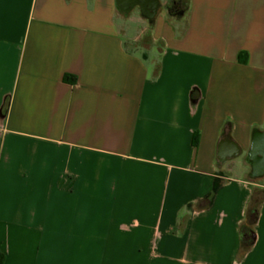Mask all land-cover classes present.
<instances>
[{
	"label": "crops",
	"instance_id": "0c3cea01",
	"mask_svg": "<svg viewBox=\"0 0 264 264\" xmlns=\"http://www.w3.org/2000/svg\"><path fill=\"white\" fill-rule=\"evenodd\" d=\"M149 1L0 0L4 264H264V0Z\"/></svg>",
	"mask_w": 264,
	"mask_h": 264
},
{
	"label": "trees",
	"instance_id": "16d2710c",
	"mask_svg": "<svg viewBox=\"0 0 264 264\" xmlns=\"http://www.w3.org/2000/svg\"><path fill=\"white\" fill-rule=\"evenodd\" d=\"M187 4V0L183 2L182 0H173L172 6L173 7H180ZM65 81H70L69 76H65ZM73 82L76 81V79L72 80ZM195 146L199 145V135L196 134L194 141ZM264 200V196H261L259 194H256L253 196V199L251 201L250 207L247 212V223L242 226L241 229V239L242 243L245 247H251L253 245L254 239H253V231H252V225L255 224V222L258 219L259 215V207L261 202ZM4 256L0 255V264H4Z\"/></svg>",
	"mask_w": 264,
	"mask_h": 264
},
{
	"label": "water",
	"instance_id": "95a60500",
	"mask_svg": "<svg viewBox=\"0 0 264 264\" xmlns=\"http://www.w3.org/2000/svg\"><path fill=\"white\" fill-rule=\"evenodd\" d=\"M145 1H149V0H145ZM152 1H154L158 5V0H152ZM226 147H230V144L227 141H222L220 144V149H219V158H220V161L222 164H225L229 160V158L225 155ZM253 150L255 153L261 155L264 159V131L258 133L254 137ZM231 154L232 155L229 156L230 159H233V158H236L237 156H239L238 151L232 150Z\"/></svg>",
	"mask_w": 264,
	"mask_h": 264
},
{
	"label": "rangeland",
	"instance_id": "374dc122",
	"mask_svg": "<svg viewBox=\"0 0 264 264\" xmlns=\"http://www.w3.org/2000/svg\"><path fill=\"white\" fill-rule=\"evenodd\" d=\"M161 2H165L166 0H160ZM183 2H185L186 0H182ZM144 27H147V25H144V23H131L129 25H126L125 26V30H126V33L128 35H135V34H140L141 33V30L142 28ZM150 33H145L144 36H143V43H146L147 40L149 39L150 36ZM143 46L142 44H139L138 46H134L133 49L135 50H138V52L140 54H144V51L141 49Z\"/></svg>",
	"mask_w": 264,
	"mask_h": 264
},
{
	"label": "flooded vegetation",
	"instance_id": "af4514ba",
	"mask_svg": "<svg viewBox=\"0 0 264 264\" xmlns=\"http://www.w3.org/2000/svg\"><path fill=\"white\" fill-rule=\"evenodd\" d=\"M138 1H141V2H143V3H146L145 5H146V9L148 10V11H153L152 9H153V3L151 4V2L150 1H146L145 2V0H138Z\"/></svg>",
	"mask_w": 264,
	"mask_h": 264
}]
</instances>
